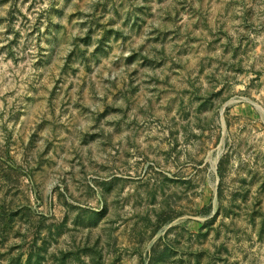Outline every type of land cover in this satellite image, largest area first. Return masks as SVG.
I'll return each instance as SVG.
<instances>
[{"label": "rangeland", "instance_id": "374dc122", "mask_svg": "<svg viewBox=\"0 0 264 264\" xmlns=\"http://www.w3.org/2000/svg\"><path fill=\"white\" fill-rule=\"evenodd\" d=\"M0 264H264V0H0Z\"/></svg>", "mask_w": 264, "mask_h": 264}]
</instances>
